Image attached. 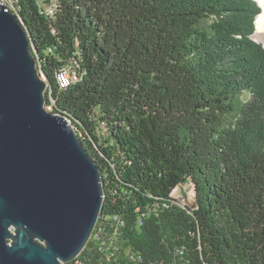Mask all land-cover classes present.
<instances>
[{
	"label": "trees",
	"instance_id": "16d2710c",
	"mask_svg": "<svg viewBox=\"0 0 264 264\" xmlns=\"http://www.w3.org/2000/svg\"><path fill=\"white\" fill-rule=\"evenodd\" d=\"M2 2L29 35L45 106L101 173L93 235L66 264H264L256 3L56 0L49 16L50 0ZM187 182L192 209L171 196Z\"/></svg>",
	"mask_w": 264,
	"mask_h": 264
},
{
	"label": "water",
	"instance_id": "95a60500",
	"mask_svg": "<svg viewBox=\"0 0 264 264\" xmlns=\"http://www.w3.org/2000/svg\"><path fill=\"white\" fill-rule=\"evenodd\" d=\"M47 87L26 29L0 4V264L71 262L101 212L100 170L70 121L46 111Z\"/></svg>",
	"mask_w": 264,
	"mask_h": 264
},
{
	"label": "rangeland",
	"instance_id": "374dc122",
	"mask_svg": "<svg viewBox=\"0 0 264 264\" xmlns=\"http://www.w3.org/2000/svg\"><path fill=\"white\" fill-rule=\"evenodd\" d=\"M254 1V0H253ZM255 2V1H254ZM256 3V2H255ZM9 5V4H8ZM257 5V4H256ZM255 33V32H254ZM253 33V34H254ZM252 39L255 40V42H258L255 38H254V35H252ZM258 43H261V42H258ZM263 44V43H261ZM40 75L42 77L45 78V76L39 72ZM65 73V72H63ZM71 73H68V75H65V76H62L61 75V72L58 74V77H59V80H61L62 84H63V81L64 79H68L70 80V75ZM73 75V74H72ZM64 78V79H63ZM46 80V78H45ZM74 80H77L76 78ZM64 86V85H62ZM53 103V102H52ZM46 108V111L50 112V113H53V109L52 107L50 106H45ZM54 114V113H53ZM172 198L175 199L179 204H181L182 206H187L188 208L192 209L194 207V203H195V193H194V190H193V186L190 184V183H186V184H183V185H180L178 186L174 192H172Z\"/></svg>",
	"mask_w": 264,
	"mask_h": 264
},
{
	"label": "bare ground",
	"instance_id": "6f19581e",
	"mask_svg": "<svg viewBox=\"0 0 264 264\" xmlns=\"http://www.w3.org/2000/svg\"><path fill=\"white\" fill-rule=\"evenodd\" d=\"M52 1L55 4L56 0H52ZM254 1L256 2L260 12H259V14L257 15V17L255 18V21H254L255 33L253 35H254V38L258 42H261V43L264 44V0H254ZM0 4L5 6L7 9L11 10L6 4H4L2 2V0H0ZM53 7H54V5H50V12H54ZM63 72H65V73H63ZM68 73H70V72L63 70L61 72V75L65 76V75H68ZM67 80L68 79L65 78L64 81H63V84H65V82Z\"/></svg>",
	"mask_w": 264,
	"mask_h": 264
},
{
	"label": "built area",
	"instance_id": "2783aa9c",
	"mask_svg": "<svg viewBox=\"0 0 264 264\" xmlns=\"http://www.w3.org/2000/svg\"><path fill=\"white\" fill-rule=\"evenodd\" d=\"M42 1H45V0H42ZM40 2H41V0H40ZM50 5H54V3H53L52 0H50V3H49L48 5H44V7H45L44 9H45L47 15H49V16H53L54 12H50ZM62 70H65V71L71 72V74H73V76H75V78H77L75 72L70 71V69H69L68 67H64ZM73 70H75V69H73ZM57 78H58V82H59L61 85L67 86L66 84H62V82H61V80H59V77H58V76H57ZM77 80H78V78H77ZM51 102H52V100H51ZM102 127H103L104 129H106V125H105L104 123L102 124ZM176 202H177V201H176ZM177 204H179V203L177 202ZM180 205H181V204H180ZM181 206H182V205H181ZM130 258H131V257H130Z\"/></svg>",
	"mask_w": 264,
	"mask_h": 264
}]
</instances>
